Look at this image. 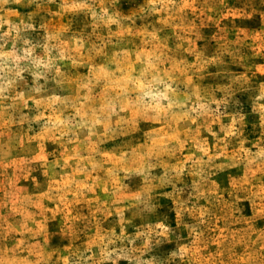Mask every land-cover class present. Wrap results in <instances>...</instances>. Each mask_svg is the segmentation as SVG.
I'll return each mask as SVG.
<instances>
[{"label":"rangeland","instance_id":"obj_1","mask_svg":"<svg viewBox=\"0 0 264 264\" xmlns=\"http://www.w3.org/2000/svg\"><path fill=\"white\" fill-rule=\"evenodd\" d=\"M0 264H264V0H0Z\"/></svg>","mask_w":264,"mask_h":264}]
</instances>
